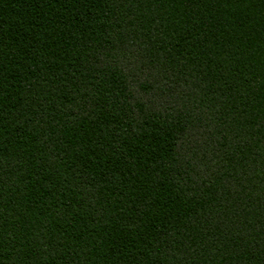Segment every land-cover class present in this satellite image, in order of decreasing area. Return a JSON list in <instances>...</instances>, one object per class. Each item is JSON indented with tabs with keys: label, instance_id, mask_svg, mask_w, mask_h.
<instances>
[{
	"label": "trees",
	"instance_id": "trees-1",
	"mask_svg": "<svg viewBox=\"0 0 264 264\" xmlns=\"http://www.w3.org/2000/svg\"><path fill=\"white\" fill-rule=\"evenodd\" d=\"M0 264H264V0H0Z\"/></svg>",
	"mask_w": 264,
	"mask_h": 264
}]
</instances>
